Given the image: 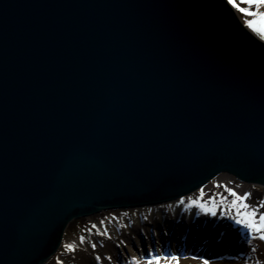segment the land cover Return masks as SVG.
I'll return each mask as SVG.
<instances>
[{"label": "water", "instance_id": "obj_1", "mask_svg": "<svg viewBox=\"0 0 264 264\" xmlns=\"http://www.w3.org/2000/svg\"><path fill=\"white\" fill-rule=\"evenodd\" d=\"M222 173L264 185V35L228 0H0V264ZM217 210L175 213L239 238Z\"/></svg>", "mask_w": 264, "mask_h": 264}, {"label": "bare ground", "instance_id": "obj_2", "mask_svg": "<svg viewBox=\"0 0 264 264\" xmlns=\"http://www.w3.org/2000/svg\"><path fill=\"white\" fill-rule=\"evenodd\" d=\"M229 1V0H228ZM230 3V2H229ZM231 4V3H230ZM233 6V5H232ZM264 9V6H263ZM258 187L262 190L264 188V185L257 184ZM172 204V205H170ZM166 205H156V206H145L136 209L137 215L135 216L134 220L130 225H124L122 223H113V224H107L103 223V231L105 235L103 236L102 245L101 242H97L96 240H88L86 242L85 246L82 247L80 250H78L73 256L70 257V260H63V264H136L135 260V252L131 251V248L126 244V240H129L131 237H135V244L137 246H143L146 241L143 240L142 237L138 236L136 233V230L140 226H145V222L149 223L150 225L145 226L144 229L145 233L148 234L146 238L147 240V247L154 248L158 253H163V251H169V249H172V246L175 245L176 240L179 241V237L183 235V229L181 227L183 222L186 227H189L191 230L188 232V237L191 239V241L195 244L192 245V249H189V252H200V253H207L203 250H200L202 248H206L209 246H213L216 242L220 241L225 246H234L235 241L236 245H240L237 250L238 252H231L227 253L225 249H222L221 255L222 260L216 261V259L208 261L204 260L201 261L199 258H193L191 256L188 257H175L176 259L173 260L172 257H164L158 258L159 264H242L243 259L249 258V260L254 255L253 247L251 246V240H247L245 244L242 237V242L237 237L236 240H234V234L233 230H228L226 235L221 233V230L227 229V224L223 221H218L213 218H211L210 222L208 221L207 224L204 226L197 225V224H191L190 222H184V220L181 218V220L178 218V215H176L177 208H181L182 205H177V203H170ZM185 207V206H184ZM189 208V207H185ZM167 212L169 215H167L166 218H164L163 214ZM162 217V219H161ZM164 221V223L169 225L170 223H177L175 226V231H179V234H175L174 238L172 239L171 244H167L164 240L161 239V236L158 233V229L160 230L161 221ZM169 221V222H168ZM69 225V224H68ZM198 228H202V232H199ZM152 231V232H151ZM208 231V232H207ZM155 233V234H154ZM221 233V234H220ZM223 237V239H218V236ZM180 235V236H179ZM228 236V237H227ZM225 237H227V242L225 241ZM122 242V243H121ZM244 242V243H243ZM219 243V242H218ZM122 244V245H121ZM95 245V247H93ZM100 245V246H99ZM125 246V248H128V250L122 251V246ZM97 246V247H96ZM182 250L186 252L188 250V245L186 243H181ZM187 246V247H186ZM217 246V245H214ZM245 247V248H244ZM198 249V250H197ZM58 251V250H57ZM122 251L123 259L119 258V255ZM188 252V251H187ZM55 255V254H54ZM230 257V260H226V258ZM141 262L139 264H149L148 261L141 259ZM48 262V261H47ZM209 262V263H208Z\"/></svg>", "mask_w": 264, "mask_h": 264}, {"label": "rangeland", "instance_id": "obj_3", "mask_svg": "<svg viewBox=\"0 0 264 264\" xmlns=\"http://www.w3.org/2000/svg\"><path fill=\"white\" fill-rule=\"evenodd\" d=\"M231 4L234 6L233 3ZM235 4H239L241 7L249 8L254 12L264 11L263 6L258 8L255 5L243 3V0H235ZM234 7L238 10L236 6ZM240 18L251 31L264 35V32L254 30L248 25L249 20L258 19V17H249L246 14L240 12ZM232 193H235L236 195H233ZM244 196H246V199L244 200L237 199L238 197ZM182 201L179 202V204L184 203L186 205L202 206L204 208L213 207L218 209L217 211L227 213L228 216L238 222L239 226L241 227V233L244 235L245 239H248L249 237L251 240V246L253 247L254 255L250 260L249 258L245 257L242 260V264H264V240L259 238L260 233L254 232L252 229L247 227L246 223L241 222L247 219L246 214L250 213L253 208L257 210V220L259 213L264 212V202L262 199L261 189L259 187L241 182L234 176L227 173H222L214 178L204 188L187 196L186 198H183ZM244 205H247V207H244ZM136 215V209H117L103 211L86 218L71 221L64 232L63 239L57 253L45 264H63V260L67 262V260H70L71 256H73L78 250L85 246L88 240H96L97 242L99 241V243L101 242L102 245L103 236L105 235L102 228L103 223H122L124 225H130ZM133 240L135 239L132 236L130 242L129 240H126V244H128V246L131 248V251L135 252L136 264H139L141 259L149 262L153 257H155L151 256V258H146L144 257V254L142 256L144 251L143 247L140 248V246L134 244ZM124 247L125 246L123 245L122 251L125 250L126 252L128 248L124 249ZM234 252L237 253L238 251ZM151 255L153 254L151 253ZM161 257L166 258V256L162 255L157 256V258ZM200 260L204 261L206 259L201 258Z\"/></svg>", "mask_w": 264, "mask_h": 264}, {"label": "snow or ice", "instance_id": "obj_4", "mask_svg": "<svg viewBox=\"0 0 264 264\" xmlns=\"http://www.w3.org/2000/svg\"><path fill=\"white\" fill-rule=\"evenodd\" d=\"M229 2L233 3L234 6H236L240 12L246 14L247 16L258 17V19L249 20L248 25L252 27L254 30L264 32V11L254 12L251 11L249 8L241 7L239 4H235V0H229ZM243 3L255 5L258 8L264 6V0H243ZM232 194L236 195L235 193ZM237 199L244 200L246 199V196L238 197ZM244 207H247V205H244ZM246 216L247 219L241 222L246 223L247 227L252 229L254 232L260 233L259 238L261 240H264V212L259 213L258 220L256 219L257 210L255 208H253L250 213H247ZM93 247H95V245H93ZM172 259L175 260L176 258L172 257ZM149 264H159V259L157 257H153L152 260L149 261Z\"/></svg>", "mask_w": 264, "mask_h": 264}]
</instances>
